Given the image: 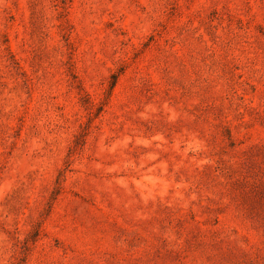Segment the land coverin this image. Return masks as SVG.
Instances as JSON below:
<instances>
[{"label": "rangeland", "instance_id": "1", "mask_svg": "<svg viewBox=\"0 0 264 264\" xmlns=\"http://www.w3.org/2000/svg\"><path fill=\"white\" fill-rule=\"evenodd\" d=\"M0 264H264V0H0Z\"/></svg>", "mask_w": 264, "mask_h": 264}]
</instances>
